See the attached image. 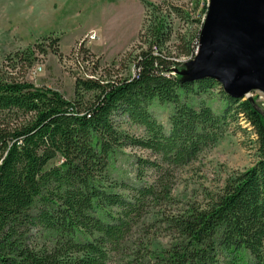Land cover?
<instances>
[{"label":"trees","instance_id":"1","mask_svg":"<svg viewBox=\"0 0 264 264\" xmlns=\"http://www.w3.org/2000/svg\"><path fill=\"white\" fill-rule=\"evenodd\" d=\"M144 2L149 18L138 36L139 51L131 53L130 75L113 77L111 68H103L95 78L76 77L72 99L52 87L0 76V264H113L119 255L130 264H264V109L224 89L228 104L222 113L204 101L193 104L220 83L167 73L185 67L177 59L194 54L197 35L192 43L175 45L178 53L171 55L174 11ZM44 39L49 45L16 53L7 66L27 70L47 46L63 54L59 36ZM94 64L99 74V60ZM89 92L94 94L86 99ZM155 102L173 107L168 129L149 109ZM123 115L143 126L145 135L121 129ZM239 119L254 131L258 161L233 172L203 204L168 217L167 247L153 249L150 241L133 246L132 228L146 207L171 199L165 175L214 147L230 121ZM127 147L154 157L136 159L134 183H106L109 164ZM58 157L60 163L46 168ZM146 169L156 176L142 183Z\"/></svg>","mask_w":264,"mask_h":264},{"label":"rangeland","instance_id":"2","mask_svg":"<svg viewBox=\"0 0 264 264\" xmlns=\"http://www.w3.org/2000/svg\"><path fill=\"white\" fill-rule=\"evenodd\" d=\"M41 1L0 0V76L26 80L37 86L52 87L61 91L66 98L72 99L75 96L73 82L75 73L72 69L75 59H71L72 62L65 65L63 57L71 55L74 48H80L83 43L94 59L99 60L101 69L98 76L103 73V68H111L113 77H126L131 74L133 68L131 53L135 55L139 51L137 46L143 42L138 36L149 18L148 6L144 1L174 11L172 17L170 16L172 38L169 48L172 51L171 55H176L178 48H175V45H183L188 40L192 43L195 39L198 30L193 18L197 11L202 10V6L205 7L208 0H57L59 4L51 2L52 0L44 4ZM137 11H140L141 18L139 33L136 24ZM160 13L156 11L154 14ZM50 33H54L55 36L63 35L61 46L64 51L70 48L75 39L84 34L70 51L61 52L62 55L48 46L46 53L36 52L34 65L27 70L22 64H18L16 68L7 66L9 58L14 57L16 53L25 52L37 45H49V41L44 37ZM102 36L105 41L100 39ZM59 50L61 51L60 48ZM192 59L186 57L181 60L186 61L184 63L191 67L194 66ZM37 64H42L44 69L42 73L34 75L32 70ZM108 75L107 72L105 79L109 77ZM221 89L222 86L217 85L191 101L195 105L204 101L213 108L212 110L222 113L228 102ZM93 94L94 92L87 93L86 99L91 98ZM249 96L264 109L263 92L254 91ZM244 99H248V96ZM149 109L168 129L172 105L155 102ZM119 123V127L129 133L136 136L145 135L144 127L132 122L126 115L119 118ZM253 133L252 127L242 119L230 121L224 136L214 147L204 151L196 160L186 165L172 167L165 175L172 187L171 199H162L146 207L139 224L132 228L134 235L131 241L135 242L133 246H140L141 243L145 245L150 241L151 248L164 249L172 239L166 227L168 217L180 213L192 203L203 204L206 196L210 192L219 191L226 178L233 172L250 169L259 159L253 143L255 139ZM138 157L151 158L154 154L139 147L121 148L109 164L106 183L137 181L138 169L135 163ZM60 161V157L51 160L46 168ZM154 176L155 170H144L141 176L142 183L153 181ZM115 189L121 191L120 186ZM39 236V232H36L35 238ZM113 264L130 263L127 262L126 256L119 255L113 257Z\"/></svg>","mask_w":264,"mask_h":264},{"label":"water","instance_id":"3","mask_svg":"<svg viewBox=\"0 0 264 264\" xmlns=\"http://www.w3.org/2000/svg\"><path fill=\"white\" fill-rule=\"evenodd\" d=\"M194 66L186 80L215 79L233 98L264 93V0H210Z\"/></svg>","mask_w":264,"mask_h":264},{"label":"built area","instance_id":"4","mask_svg":"<svg viewBox=\"0 0 264 264\" xmlns=\"http://www.w3.org/2000/svg\"><path fill=\"white\" fill-rule=\"evenodd\" d=\"M209 3L210 0L207 1V4L204 6H202V10L201 11H197L196 15L194 16V22L196 23L197 26V30L198 32L195 33L197 35L196 40H194L195 43V52L191 57H187L189 59H192L196 56V54L198 53V49H199V44H200V34L201 30L204 26L205 20L207 18V14H208V7H209ZM154 52L157 54L159 52L158 49H156L155 47L153 48ZM72 54L69 56H64L63 57V61L64 64L67 65L68 63H71V59H75L74 60V66L72 67L74 73H75V79L76 77H82V78H95L96 76H98V73L96 70H94L95 67V62L96 59H94V56L91 54H88L87 56L85 55L84 52H81V47H77L76 49L74 48V50L71 52ZM186 58L185 56H181L180 58L177 59V61H182V62H186L183 61L181 59ZM90 68L92 70H90ZM44 67L42 66V64H37L36 66H34L32 73L34 75H38L40 72L42 73ZM133 72L134 69H132ZM177 73V69L175 66H173L171 68V71H169L167 74L168 75H172L175 76Z\"/></svg>","mask_w":264,"mask_h":264},{"label":"crops","instance_id":"5","mask_svg":"<svg viewBox=\"0 0 264 264\" xmlns=\"http://www.w3.org/2000/svg\"><path fill=\"white\" fill-rule=\"evenodd\" d=\"M43 4L44 3H47L48 2V0H42L41 1ZM51 2H57V0H52ZM58 4H59V2H57ZM137 33H139V31H140V28H141V18H140V11H137ZM133 19H135V18H133ZM85 33V32H84ZM83 33V34H84ZM82 34V35H83ZM82 35L79 37V38H81L82 37ZM56 36H59L60 37V43H59V48L61 49V52H67V51H70V49L73 47V45H74V43H76L77 41H79L80 39L78 38V39H75L76 41L70 46V48L67 50V51H64L63 49H62V46H61V44H62V39H63V35L61 34V36L60 35H56ZM100 39H103L102 41H105V38H103V36H102V38H100ZM74 84H75V79H74Z\"/></svg>","mask_w":264,"mask_h":264}]
</instances>
